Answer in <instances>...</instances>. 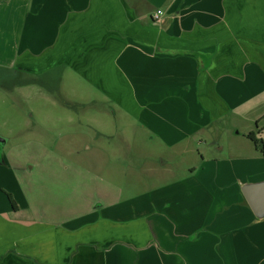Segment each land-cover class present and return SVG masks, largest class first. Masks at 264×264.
Listing matches in <instances>:
<instances>
[{"label": "crops", "instance_id": "crops-1", "mask_svg": "<svg viewBox=\"0 0 264 264\" xmlns=\"http://www.w3.org/2000/svg\"><path fill=\"white\" fill-rule=\"evenodd\" d=\"M0 67H63L129 121L136 147L195 163L120 189L125 217L55 222L23 217L31 206L1 155L0 264H264V218L241 194L264 181L261 153L228 156L261 162L245 175L201 164L210 127L264 91V0H0Z\"/></svg>", "mask_w": 264, "mask_h": 264}, {"label": "rangeland", "instance_id": "rangeland-1", "mask_svg": "<svg viewBox=\"0 0 264 264\" xmlns=\"http://www.w3.org/2000/svg\"><path fill=\"white\" fill-rule=\"evenodd\" d=\"M96 99L63 67L37 74L0 67V137L6 140L0 156L7 159L25 203L31 206L23 217L55 222L111 212L125 217L130 203L116 209L112 205L119 200L120 189L155 188L171 182L166 177L157 183V172L173 167L181 176L195 164L179 158L171 161V151L154 142L136 147L129 121L109 103ZM237 111L205 134L209 151L200 146L206 154L202 168L214 166L213 158L224 160L225 171L240 175L261 166L244 155L232 161L228 156L251 149L253 144L246 138L249 130L262 129L264 141V91L245 98ZM163 153L165 159L160 157ZM142 198L149 204L146 195ZM95 209L100 213L93 215Z\"/></svg>", "mask_w": 264, "mask_h": 264}, {"label": "water", "instance_id": "water-1", "mask_svg": "<svg viewBox=\"0 0 264 264\" xmlns=\"http://www.w3.org/2000/svg\"><path fill=\"white\" fill-rule=\"evenodd\" d=\"M5 144V139L0 138V149ZM241 194L257 219L264 218V181L244 184L241 187Z\"/></svg>", "mask_w": 264, "mask_h": 264}, {"label": "trees", "instance_id": "trees-1", "mask_svg": "<svg viewBox=\"0 0 264 264\" xmlns=\"http://www.w3.org/2000/svg\"><path fill=\"white\" fill-rule=\"evenodd\" d=\"M259 122H257L258 124ZM262 129H258L256 132H250L247 134L246 138L253 143L255 148H257L264 157V141L260 138ZM9 203L13 209H16V205L11 195L7 194Z\"/></svg>", "mask_w": 264, "mask_h": 264}, {"label": "built area", "instance_id": "built-area-1", "mask_svg": "<svg viewBox=\"0 0 264 264\" xmlns=\"http://www.w3.org/2000/svg\"><path fill=\"white\" fill-rule=\"evenodd\" d=\"M160 14H161V12L158 11L157 14L154 16V18L157 19L158 18V15H160Z\"/></svg>", "mask_w": 264, "mask_h": 264}]
</instances>
